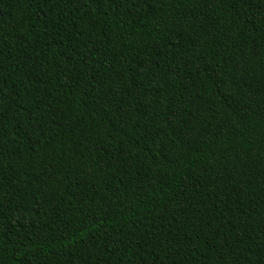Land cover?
<instances>
[{
    "label": "trees",
    "instance_id": "1",
    "mask_svg": "<svg viewBox=\"0 0 264 264\" xmlns=\"http://www.w3.org/2000/svg\"><path fill=\"white\" fill-rule=\"evenodd\" d=\"M0 264H264V0H0Z\"/></svg>",
    "mask_w": 264,
    "mask_h": 264
}]
</instances>
